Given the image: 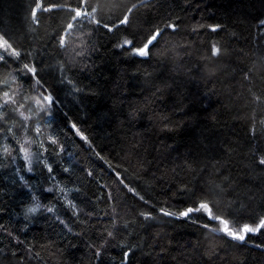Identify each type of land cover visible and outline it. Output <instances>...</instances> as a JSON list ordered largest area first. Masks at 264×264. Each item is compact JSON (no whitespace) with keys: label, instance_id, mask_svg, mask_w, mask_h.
Returning <instances> with one entry per match:
<instances>
[{"label":"trees","instance_id":"obj_1","mask_svg":"<svg viewBox=\"0 0 264 264\" xmlns=\"http://www.w3.org/2000/svg\"><path fill=\"white\" fill-rule=\"evenodd\" d=\"M0 36V264H264V229L162 214L264 218V0H0Z\"/></svg>","mask_w":264,"mask_h":264},{"label":"snow or ice","instance_id":"obj_2","mask_svg":"<svg viewBox=\"0 0 264 264\" xmlns=\"http://www.w3.org/2000/svg\"><path fill=\"white\" fill-rule=\"evenodd\" d=\"M81 2L83 4L84 0H81ZM39 7H40V5L37 4V8H39ZM136 7H137V5L134 4V5H132V7L128 8L126 10V12L122 15V17L119 19L118 25L128 24L129 23V16L132 13L133 9H135ZM44 10L49 11V10H51V7L45 8ZM71 11H74V13H75L73 20L80 18L82 16H89L90 15V13L86 10L82 12L81 10H78V9H71ZM96 11L97 10L95 8L92 9L93 13H95ZM35 15H36V11L33 10L32 16L35 17ZM92 20H93V22H95L97 24L100 23V21L95 19V17H92ZM103 26L108 28L109 31H111L112 27H114V26H109V25H103ZM168 27L175 30L176 25L175 24H169ZM72 28H73V24L69 23L67 25V29L71 30ZM213 31H215V28H213ZM161 32H162L161 28L154 29L145 38L143 44L138 46V47L134 46L132 41H130V40H125L124 45L128 46L131 49L133 54L138 55L140 57H147L150 55L151 49H152V47H154L155 42L158 41V37H160ZM60 43L62 46L65 45V43H66V36L65 35H62L60 37ZM0 48H4L6 51L11 50V54L14 56L20 55V53L18 51H16L14 48H12V45L10 43H8V41L6 39H4L2 36H0ZM218 52H219V49H216V48L213 49L214 55L218 54ZM3 59H5L4 55L0 54V60H3ZM25 68L28 71L32 72L33 75L36 74V70L34 68H29L28 65H25ZM39 83H40V81H39V79H37V84H39ZM4 95L7 96L8 93L5 92ZM42 100H43V102H46L44 107L51 106L53 104V98L49 95H43ZM40 102L41 101H37V103H40ZM44 107H42V110H44ZM73 128H75V125H73ZM37 131H39V130H37ZM81 138L86 139L82 135H81ZM53 143H55V141H53ZM62 150L63 149L61 148V151ZM22 151L24 152L25 160L30 163L32 154L30 152H28L27 149L22 148ZM260 163L264 164V159H261ZM29 170H31V169H29ZM48 171L49 172L52 171L51 167L48 168ZM121 182H123V180H121ZM125 186L127 187V185H125ZM61 191H63V190H61ZM129 191L135 193V190L132 188H129ZM141 199H142V197H141ZM69 203H71V202H69ZM39 207H40V205L37 204L34 208L29 209V211L35 212L39 209ZM72 207H75V206L72 205ZM48 211H52V209L49 208ZM201 211L206 213L210 219H213V220L217 221L220 225H222V227L219 228L218 231H222L224 234L230 236L232 239H235V240L243 241L245 239L246 234L259 232L261 229H264V218H261L259 223H257L255 226H252L250 224H243L242 226L237 227L233 224V226L230 227V218H225V217H222V216L214 213L210 202L206 199L201 200L196 206H189V207L185 208L183 211H180L178 214L175 212H170V211H166V210H162V214L165 216H176V215H178L179 217L188 218V217H190L191 213L201 212ZM206 227H207V225H206Z\"/></svg>","mask_w":264,"mask_h":264},{"label":"bare ground","instance_id":"obj_3","mask_svg":"<svg viewBox=\"0 0 264 264\" xmlns=\"http://www.w3.org/2000/svg\"><path fill=\"white\" fill-rule=\"evenodd\" d=\"M39 96H40V92L39 93L36 92V96L33 95L30 99H27L26 100V107L29 108L32 104L38 105L39 103H37V101H40V99H41ZM42 107H44V105L41 106L37 110L38 114H43V113L47 112L46 107H44V110H42Z\"/></svg>","mask_w":264,"mask_h":264},{"label":"rangeland","instance_id":"obj_4","mask_svg":"<svg viewBox=\"0 0 264 264\" xmlns=\"http://www.w3.org/2000/svg\"><path fill=\"white\" fill-rule=\"evenodd\" d=\"M123 45H124V43H123ZM133 55H135V54H133ZM136 56H138V55H136ZM8 95H9V93H8ZM8 95L7 96H4L5 98H7L8 97ZM23 115H25V114H23ZM25 149H27V148H25ZM28 150V152H30L32 155H31V161H30V163L27 161V164H28V166H29V169H32V167H33V165H34V161L36 160V158H37V155H36V153H35V151H31V150H29V149H27Z\"/></svg>","mask_w":264,"mask_h":264}]
</instances>
